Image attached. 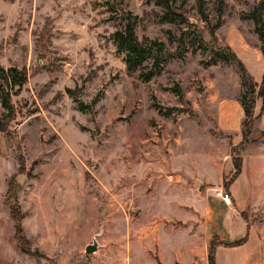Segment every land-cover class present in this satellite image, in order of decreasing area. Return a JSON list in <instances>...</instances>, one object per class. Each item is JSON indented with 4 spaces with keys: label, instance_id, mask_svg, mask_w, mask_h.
Wrapping results in <instances>:
<instances>
[{
    "label": "rangeland",
    "instance_id": "1",
    "mask_svg": "<svg viewBox=\"0 0 264 264\" xmlns=\"http://www.w3.org/2000/svg\"><path fill=\"white\" fill-rule=\"evenodd\" d=\"M259 2L175 0L171 10L160 0H0V64L29 75L13 99L21 112L14 138L0 132V264H162L164 229H202L207 206L225 216L213 202L229 193L211 165L230 180L236 147L220 129L219 106L240 102L245 90L238 64L216 50L234 52L261 83L264 57L250 17ZM110 5L132 12L139 40L162 41L173 58L129 72L113 39L124 22ZM261 118L235 156L264 160ZM253 190L258 200L238 205L264 238V187ZM194 208L191 224L184 218ZM216 237L220 246L240 240ZM170 246L163 241L167 258Z\"/></svg>",
    "mask_w": 264,
    "mask_h": 264
},
{
    "label": "crops",
    "instance_id": "2",
    "mask_svg": "<svg viewBox=\"0 0 264 264\" xmlns=\"http://www.w3.org/2000/svg\"><path fill=\"white\" fill-rule=\"evenodd\" d=\"M219 108L221 118L220 129L231 138L234 147L241 145L243 143V122L245 119L241 103L239 101H227L222 103ZM259 108L261 110L260 104L258 103L256 104L255 109L256 115H258L257 111ZM260 123H263V128H260V126L259 128L261 129V132L264 133V115L261 118ZM242 159V173L228 191L232 196L233 207L231 208L227 205L222 198H217L213 202L214 206L221 210H226L224 217H215V214L209 206H207L206 212L201 213L197 212L194 208V211L190 209L194 215L189 218H184L185 221L191 222V224H193L196 219H199L197 213L206 216L211 212V215L207 216L206 221L203 223L202 229L199 228V230L196 231L195 227L190 225V227L183 232L184 235L182 236L173 233L172 230L164 229L159 241V255L162 264H209V242L213 237L220 236L227 241L228 239L229 241L242 239L248 233V226H250L249 241L236 248H226L224 246L218 247L216 262L217 264H264V238H260L257 228L249 224L247 219L243 217L242 213L246 211L240 209L238 205V203H245L250 199L256 202L260 197V195H258L259 193L253 190V187H264L261 179L257 176L255 177V174L259 175L258 172L262 168L264 169V160L257 157L249 161L243 155ZM211 166L215 167V170L218 172L223 187L224 179L227 176L226 173L224 174V172H220V168L216 167L217 165L215 164ZM228 169L229 172H234V166L231 159ZM248 173H250V176L252 175V177L249 178ZM175 203H178V201L174 202V206L177 205V208L185 209L179 206L180 204L175 205ZM169 218L175 219V217ZM209 226H215V231L211 232ZM176 237H186L188 240L184 244H180L175 241ZM163 241H166L168 245H172L170 246L172 248L169 251L168 258L165 257L163 253ZM174 245L176 246L173 247Z\"/></svg>",
    "mask_w": 264,
    "mask_h": 264
},
{
    "label": "trees",
    "instance_id": "3",
    "mask_svg": "<svg viewBox=\"0 0 264 264\" xmlns=\"http://www.w3.org/2000/svg\"><path fill=\"white\" fill-rule=\"evenodd\" d=\"M110 1V0H109ZM127 0H121V4ZM147 3H150L154 0H145ZM168 8H171L175 4V0H160ZM119 6H109L110 12H116L122 15L123 19V28L119 31H116L113 35L114 43L120 53L125 54V62L127 64V69L129 72H134L137 69H142L145 67L146 61L149 59L154 60L153 67L160 68L161 65L168 63L173 56L166 57V47L162 41L159 40H150L144 39L139 40L136 35V26H137V17L133 16L132 12L126 11L122 6L121 8H116ZM251 19L254 22L255 34L257 35L261 43V51L264 57V0L254 7L253 11L250 14ZM197 34L198 40L202 45H205L204 41L199 32L195 31ZM216 56L218 59L224 62L233 61L238 64L240 68V74L243 79L242 87L245 92L243 93L240 103L244 111V122H243V144L247 142L248 136L252 133V124L255 122V119L260 118L264 115V75L262 77L261 83L258 85L253 83L251 76L248 73L243 62L237 57L234 52L224 53L222 51L216 50ZM1 58V57H0ZM143 75V74H142ZM145 81H150L152 79V74L144 76ZM29 75L25 69H18L16 67L4 68L0 64V99L1 106L4 110V115H0V132L4 133L9 139H13L12 136V124L17 121L18 115L21 113L16 105L14 104V97H18L24 87L28 84ZM69 94H72V90H68ZM262 100V106L260 113L255 114L256 104L258 100ZM237 148V147H236ZM232 150V162L234 166V173L230 180H225L224 188L226 191H229L232 184L242 173L243 159L239 156H235V149ZM240 150H242V145ZM20 169L21 171L25 169V162L23 157L19 158ZM18 159V160H19ZM11 191L14 190L11 186ZM14 215V214H13ZM243 217L245 214L242 213ZM17 221H19L17 219ZM249 229L247 235L236 241L224 244L226 248H236L246 244L249 241ZM22 233V228L20 224L17 226V236L18 241L22 247L25 245V240L20 237ZM217 237H213L210 240V246L208 250V260L209 264H217L216 255L217 249L221 245L218 242ZM26 253L30 254L29 250H24Z\"/></svg>",
    "mask_w": 264,
    "mask_h": 264
},
{
    "label": "water",
    "instance_id": "4",
    "mask_svg": "<svg viewBox=\"0 0 264 264\" xmlns=\"http://www.w3.org/2000/svg\"><path fill=\"white\" fill-rule=\"evenodd\" d=\"M97 247H98V244H97V242L95 241L93 245H89V246L87 247L86 252L89 253V254H92V253L96 252Z\"/></svg>",
    "mask_w": 264,
    "mask_h": 264
},
{
    "label": "built area",
    "instance_id": "5",
    "mask_svg": "<svg viewBox=\"0 0 264 264\" xmlns=\"http://www.w3.org/2000/svg\"><path fill=\"white\" fill-rule=\"evenodd\" d=\"M223 199H224V201H225L226 204H231V202H232V198L230 197L229 194H225L223 196Z\"/></svg>",
    "mask_w": 264,
    "mask_h": 264
}]
</instances>
